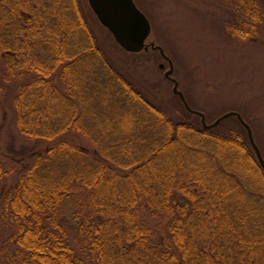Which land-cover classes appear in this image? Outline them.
I'll return each instance as SVG.
<instances>
[{"label": "trees", "instance_id": "1", "mask_svg": "<svg viewBox=\"0 0 264 264\" xmlns=\"http://www.w3.org/2000/svg\"><path fill=\"white\" fill-rule=\"evenodd\" d=\"M89 5L0 0V61L6 83H18L16 125L46 143L0 195L14 257L20 264H264V169L247 129L236 116L224 121L236 119L241 129L225 134L187 109L172 117L104 48L93 26H105ZM233 9L227 35L257 38L261 2L237 0ZM104 37L120 46L111 33ZM6 166L0 159L1 179L17 172ZM149 216L163 220L166 235Z\"/></svg>", "mask_w": 264, "mask_h": 264}, {"label": "rangeland", "instance_id": "2", "mask_svg": "<svg viewBox=\"0 0 264 264\" xmlns=\"http://www.w3.org/2000/svg\"><path fill=\"white\" fill-rule=\"evenodd\" d=\"M134 1L152 24L150 41L161 46L172 61V75L187 104L204 113L208 123H214L224 112L242 113L252 126L264 157V21L257 38L239 41L224 31L228 21L234 17L233 8L237 0ZM259 1L264 11V0ZM93 28L101 36L104 48L121 60L116 59L121 70H129L130 77L143 92L163 105L172 117H185L184 111L187 110L174 92V83L165 75L170 66L160 55L161 51L127 52L110 37H104L110 35L105 27L94 23ZM126 63L130 66L127 67ZM162 63L166 65L164 69L160 67ZM5 72L4 61H0V159L6 167H15L17 172L0 178V195L11 187L29 164L28 156L46 145L29 139L17 127L14 96L18 83H6ZM218 125L224 134L241 129L236 119H228ZM77 141H80L78 137ZM71 219L70 216L62 222L64 227H68ZM148 219L159 237L166 235L161 218L149 216ZM11 226L0 216V264L3 261L22 263L14 257L17 246L10 240Z\"/></svg>", "mask_w": 264, "mask_h": 264}, {"label": "water", "instance_id": "3", "mask_svg": "<svg viewBox=\"0 0 264 264\" xmlns=\"http://www.w3.org/2000/svg\"><path fill=\"white\" fill-rule=\"evenodd\" d=\"M89 6L93 9L98 20L104 25L113 35L116 42L128 52H140L142 50L159 49L161 54L167 59L170 69L165 72L167 78L174 83V92L177 94L185 108L199 115L202 118L203 126L215 127L218 126L225 119L236 116L241 124L247 129L250 142L256 152L259 160V165L264 169L263 153L256 144L252 127L247 123L242 114L237 111H229L222 113L214 123H207L206 116L200 111L193 110L187 104L184 94L179 90L176 78L172 76L174 67L172 61L165 55L164 50L154 41L148 42L152 33V24L146 15L136 4L134 0H88ZM161 68L166 65L160 64Z\"/></svg>", "mask_w": 264, "mask_h": 264}]
</instances>
